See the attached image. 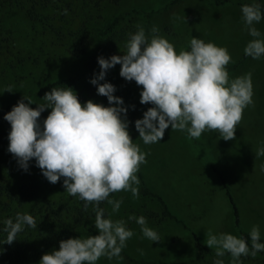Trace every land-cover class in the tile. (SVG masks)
Returning a JSON list of instances; mask_svg holds the SVG:
<instances>
[{"label":"clouds","instance_id":"clouds-1","mask_svg":"<svg viewBox=\"0 0 264 264\" xmlns=\"http://www.w3.org/2000/svg\"><path fill=\"white\" fill-rule=\"evenodd\" d=\"M241 13L252 37L244 54L259 60L264 57V35L255 24L264 18L261 5L253 0L241 6ZM158 32L154 25L146 35L145 29L137 25V30L129 33L123 54L97 58L100 71L90 83L96 86L98 95L107 98L108 106L91 100L82 105L76 92L63 86L46 92L44 103L36 108L22 97L4 115L10 124L7 151L19 167L27 170L34 159L48 182L55 184L63 178L65 192L83 201L85 210L91 204L95 213L97 235L61 240L59 249L42 255L38 264H96L101 257L119 260L127 240L133 236L124 219L113 220L111 215L106 218L105 209L99 207L106 201L112 213L118 212L123 198L115 199L110 194L120 191L138 198L140 180L136 173L146 163V153L127 130L123 99L113 95L114 85L100 83L109 69L119 64V75L124 80L142 86L140 103L152 105L134 122L138 139L145 145L159 142L169 126L172 131L186 132L189 139L215 131L223 140H231L243 110L253 104L251 73L229 78L227 65L231 56L225 47L192 36L187 49L177 53ZM45 109L50 112L41 124L39 117ZM260 154L264 149L258 151ZM128 220L140 226L143 238L152 243L160 241L158 232L147 225L146 217L130 215ZM2 223L0 230L7 235L0 245H10L25 226L37 227L32 215L19 212L14 220L8 218ZM249 237L250 247L242 237L209 229L204 243L215 251L213 264H225L222 257L226 254L230 255L229 264H242L241 257H255L264 251L258 225L252 226Z\"/></svg>","mask_w":264,"mask_h":264},{"label":"rangeland","instance_id":"rangeland-1","mask_svg":"<svg viewBox=\"0 0 264 264\" xmlns=\"http://www.w3.org/2000/svg\"><path fill=\"white\" fill-rule=\"evenodd\" d=\"M113 1L110 0L104 14L120 17L117 29L122 42L111 56L124 53L129 33H134L137 25L145 29L146 35L155 25L159 29L157 34L171 42L177 53L187 49L192 36L225 47L231 56L227 65L229 78L251 73L253 91V104L243 110L231 140H223L215 131L189 139L186 132L172 131L169 126L159 142L145 145L134 127L132 140L146 153V163L136 173L140 180L139 196L133 198L131 192L123 191L113 193L111 197H122L123 203L116 213H112L110 205L106 209L107 217L124 219L133 231L124 249L131 257L153 260L155 264H213L217 258L214 249L195 258L194 239L207 247L204 241L209 229L240 237L219 177L223 178L238 209L239 228L249 234L252 226L258 225L260 238L264 240V171H261L264 154L257 155L264 149V57L253 60L245 56L244 47L252 37L241 19V6L253 0L218 4L215 0H117L116 4ZM255 2L264 5V0ZM14 16L18 14L15 12ZM255 27L264 35V18ZM31 37L27 22L19 17L0 21V108L14 106L22 97L35 105L44 103V85L68 75L82 79L87 60L91 55H99L93 44L87 47L86 54L66 55L62 48L50 43L37 45ZM112 69L119 73L120 65ZM125 84L132 93L123 97L124 105L132 110L136 100L140 107L135 119H141L152 105L140 103L142 86L134 81ZM9 89L12 92L6 91ZM1 121L5 127L9 124L3 117ZM143 184L162 198L179 222L170 219L150 195L143 194ZM130 215L146 217L147 225L158 232L160 241L152 243L143 238L140 226L128 220ZM97 234L93 227L85 237ZM222 259L229 264L230 255ZM121 261L101 257L96 264ZM241 261L264 264V251L255 257H241Z\"/></svg>","mask_w":264,"mask_h":264},{"label":"trees","instance_id":"trees-1","mask_svg":"<svg viewBox=\"0 0 264 264\" xmlns=\"http://www.w3.org/2000/svg\"><path fill=\"white\" fill-rule=\"evenodd\" d=\"M228 0H215V3H223ZM114 4L117 0L113 1ZM110 0H0L1 20H9L10 16L19 17L20 21H26L32 32L31 40L37 45L45 46L49 43L64 50L66 55L86 54L87 47L92 44L97 47L99 55H91L85 64V76L82 79L77 75H68L57 78L44 85V93L50 92L53 87H71L77 94L79 101L91 100L96 104L108 106L105 96L98 95L96 86L90 83L94 74L100 71L97 63L98 57L109 58L122 42V34L117 27L120 17H106L104 14ZM261 5L264 14V5ZM67 14H64V10ZM15 12L18 16H14ZM117 70L109 69L106 72L105 81L115 86L114 96H130L131 89L125 84ZM126 86V91H125ZM130 99H127L129 102ZM132 103L134 109H127V120L129 122L128 132L132 138L134 132L135 114L140 104ZM27 103V101H25ZM40 104H42L40 102ZM125 106V105H124ZM13 106L0 108L1 117L9 112ZM36 108L37 105L31 104ZM126 108L129 106H125ZM50 109H45L39 121L43 122L49 114ZM0 122V229L4 227L3 220L15 219L16 214L27 213L33 216L36 228L25 226L10 245H0V264H38L42 255L50 253L53 249H59V242L69 238L85 237L94 227L95 213L92 205L88 209L83 208V201L70 196L65 192L63 178L52 184L42 175L41 170L35 165V160L29 162L27 170L19 167L17 160L7 151L8 133L10 124L6 127ZM225 191L233 214L234 225L239 230L240 237L244 238L250 247V237L247 232L239 227V212L233 201L231 193L219 177ZM142 192L150 195L163 209V212L172 220L179 222L167 209L166 204L160 196L151 191L144 184ZM113 194V193H112ZM110 194V196H112ZM107 202H101L99 207L105 209L107 217ZM6 233L0 230V241L6 238ZM195 258L198 259L211 253L213 250L201 245L194 239ZM260 242H264L260 238ZM123 261L119 264H155L153 260H143L131 257L123 249L121 252ZM191 261V260H189Z\"/></svg>","mask_w":264,"mask_h":264}]
</instances>
